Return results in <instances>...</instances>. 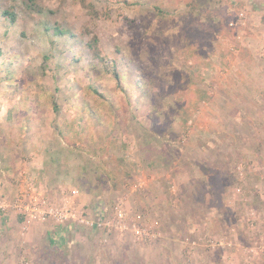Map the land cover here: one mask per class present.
<instances>
[{"label": "rangeland", "instance_id": "rangeland-1", "mask_svg": "<svg viewBox=\"0 0 264 264\" xmlns=\"http://www.w3.org/2000/svg\"><path fill=\"white\" fill-rule=\"evenodd\" d=\"M263 17L0 0V264H264Z\"/></svg>", "mask_w": 264, "mask_h": 264}, {"label": "built area", "instance_id": "built-area-1", "mask_svg": "<svg viewBox=\"0 0 264 264\" xmlns=\"http://www.w3.org/2000/svg\"><path fill=\"white\" fill-rule=\"evenodd\" d=\"M243 15V13H242ZM34 189V188H33ZM31 188V191L33 190ZM34 191H32V193L29 195L30 196V200L34 199ZM45 201H43L44 203ZM36 208H34L33 210H35ZM32 210V211H33ZM41 210V209H40ZM43 215L46 216V214L53 216L55 218H57L60 221H66L68 219H74L76 220L78 223H84V224H88V225H92V226H97L100 225L101 223L95 222V221H91L90 218L84 217V216H80L77 217L76 213L74 212V210H72L70 207H63V208H54V207H50L47 210H44ZM33 215V214H31ZM118 217L119 219H125V214L122 211L118 212Z\"/></svg>", "mask_w": 264, "mask_h": 264}, {"label": "trees", "instance_id": "trees-1", "mask_svg": "<svg viewBox=\"0 0 264 264\" xmlns=\"http://www.w3.org/2000/svg\"><path fill=\"white\" fill-rule=\"evenodd\" d=\"M10 14H11V13H10ZM11 16H12V19H15V16H14L13 14H12ZM262 22L264 23V17L262 18ZM56 33L61 34V35L65 34V33H69L70 35H74L73 32H70V31H67V30H65V29H61V28H56ZM114 70H115V73H116L117 75H120V74L118 73V69H117V67H114ZM136 89H137V90H141V91L143 92V95H144L146 98H149L150 95H151V94H150V90H149L148 86L146 85V83H145V84H139V85H137V86H136ZM210 98H211L210 93L205 89V91L202 92V94H201L199 100H203V101L207 102V101L210 100ZM55 109H56V108H55ZM189 111H190V108H186L185 105H182V106L179 108V110H177V114H176V115H178V119L183 120V121L185 122V124H186V122L188 121L189 116H190V112H189ZM51 242H52V243H56V239H55V238L52 239Z\"/></svg>", "mask_w": 264, "mask_h": 264}, {"label": "crops", "instance_id": "crops-1", "mask_svg": "<svg viewBox=\"0 0 264 264\" xmlns=\"http://www.w3.org/2000/svg\"><path fill=\"white\" fill-rule=\"evenodd\" d=\"M2 205H5V204H2Z\"/></svg>", "mask_w": 264, "mask_h": 264}]
</instances>
